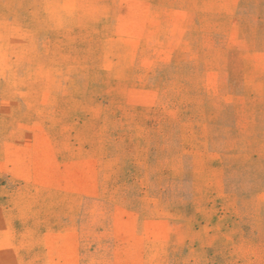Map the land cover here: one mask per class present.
I'll list each match as a JSON object with an SVG mask.
<instances>
[{"label": "rangeland", "instance_id": "374dc122", "mask_svg": "<svg viewBox=\"0 0 264 264\" xmlns=\"http://www.w3.org/2000/svg\"><path fill=\"white\" fill-rule=\"evenodd\" d=\"M0 264H264V0H0Z\"/></svg>", "mask_w": 264, "mask_h": 264}]
</instances>
